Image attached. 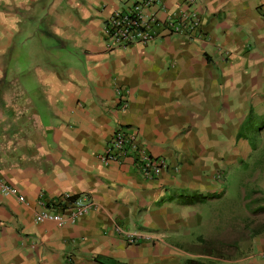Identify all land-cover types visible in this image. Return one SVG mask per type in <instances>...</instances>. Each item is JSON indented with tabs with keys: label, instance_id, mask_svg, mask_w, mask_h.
Listing matches in <instances>:
<instances>
[{
	"label": "crops",
	"instance_id": "crops-1",
	"mask_svg": "<svg viewBox=\"0 0 264 264\" xmlns=\"http://www.w3.org/2000/svg\"><path fill=\"white\" fill-rule=\"evenodd\" d=\"M121 7L0 0V176L23 196L0 191V264H182L202 256L190 239L202 224L200 202L178 196L219 194L215 171L228 177L251 153L248 134L238 132L249 114L264 118V0H157L143 8L159 20L153 40L108 49L102 27ZM179 10L197 12L198 36L161 23ZM119 128L165 158L158 176L139 174L129 154L101 159ZM260 180L264 199V173ZM64 195L93 205L74 222L34 221L38 198L51 205ZM115 224L149 239L126 243ZM244 232L252 247L243 256L208 257L264 264V229Z\"/></svg>",
	"mask_w": 264,
	"mask_h": 264
},
{
	"label": "built area",
	"instance_id": "built-area-1",
	"mask_svg": "<svg viewBox=\"0 0 264 264\" xmlns=\"http://www.w3.org/2000/svg\"><path fill=\"white\" fill-rule=\"evenodd\" d=\"M123 7L112 9L108 13L107 20L102 27L103 41L108 49L116 46H128L135 43H147L155 37L153 25L159 24V20L152 9L143 10L144 6H150L157 0H119ZM188 1V0H187ZM164 26L173 32L183 33L189 36H198L200 29V17L195 10H179L171 13L164 21ZM125 104V100L121 101ZM101 159L103 161L121 160L125 155H131L138 173L146 178H154L167 166L165 158L148 154L145 148L135 141V132L131 129L114 130L107 141ZM216 179H222L221 171L214 173ZM0 191L4 194H12L17 200L22 201L23 196L16 192L15 188L8 184L0 176ZM42 197V193H39ZM40 209L34 212V221L49 220L57 225L66 222H74L78 217L87 213L92 207V200L74 195H64L55 199L51 205L42 198L37 199ZM116 233L120 234L126 243L137 244L141 239H149L148 235L138 231H130L118 224L114 225Z\"/></svg>",
	"mask_w": 264,
	"mask_h": 264
},
{
	"label": "rangeland",
	"instance_id": "rangeland-1",
	"mask_svg": "<svg viewBox=\"0 0 264 264\" xmlns=\"http://www.w3.org/2000/svg\"><path fill=\"white\" fill-rule=\"evenodd\" d=\"M259 117L251 114L252 130H248L247 134L250 139L249 143H253V145L247 161L239 160L231 174L228 177L226 174L225 178H222L223 181L219 187L222 191L218 195L214 193L204 199L205 201H200L202 224L196 228L190 237L194 243L197 242L199 235L207 238L221 236L224 241L237 239L235 247L232 244L228 246L224 244L221 247L229 254L224 259L241 257L245 251L252 247V241L246 234L242 238L238 235V230L242 229L243 224L241 219L247 218L253 222L264 220V212L260 211L253 214L250 211L253 206L264 202L258 187L260 178L264 173V126L260 125ZM241 132L243 133V129ZM245 162L246 164H244ZM235 223L237 224L236 227L233 226ZM193 248L197 249L195 246ZM201 255L193 257L204 259V254ZM186 258H182V264H185ZM240 260H237V263H232V260L224 263L222 260L210 259V264H241ZM157 264L162 263L159 260Z\"/></svg>",
	"mask_w": 264,
	"mask_h": 264
},
{
	"label": "trees",
	"instance_id": "trees-1",
	"mask_svg": "<svg viewBox=\"0 0 264 264\" xmlns=\"http://www.w3.org/2000/svg\"><path fill=\"white\" fill-rule=\"evenodd\" d=\"M256 116L257 117L260 116L258 118V120L261 123L262 115H256ZM250 117L251 116L249 114L247 119L245 120V122H243V126H241V130H239V132H238L239 135H241V134L246 135L247 131L252 129V122H251ZM249 121H250V123H249ZM249 125H250V129H249ZM242 129H243V133L241 132ZM244 164H246V162ZM212 195L213 194H199V193L180 194L178 196V200L182 203H195V202L203 201L204 199H206L207 197H210ZM250 211L253 214L256 212L264 211V204L253 206L250 209ZM240 221H242V223H243L242 229L238 230V235L240 238H242L245 235L244 229H248V235H253V234L259 233L260 231H262L264 229V221H262V220L253 222V220H251V219L243 218ZM233 226L236 227L235 224H233ZM222 227H223V225H222ZM235 240H237V239H235ZM235 240L234 241L233 240L224 241V239L221 236L207 238V237L199 235L197 242L194 244L196 245L197 250L200 253L206 255L205 258L199 259V258H194V257H187L184 260V263L185 264H210L211 258L208 256L220 257V258L228 257L229 254L226 253L224 250H222L221 247L224 246V244H227V246L232 244L235 247L236 246Z\"/></svg>",
	"mask_w": 264,
	"mask_h": 264
}]
</instances>
